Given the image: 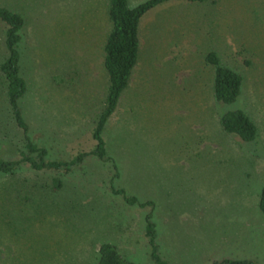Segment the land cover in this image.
<instances>
[{
    "label": "rangeland",
    "instance_id": "obj_1",
    "mask_svg": "<svg viewBox=\"0 0 264 264\" xmlns=\"http://www.w3.org/2000/svg\"><path fill=\"white\" fill-rule=\"evenodd\" d=\"M0 8L24 20L17 109L26 127L0 70V157L21 161L29 142L61 164L0 172V264H96L103 243L134 264H264V0H169L148 11L130 81L102 132L103 158L91 151L108 86L109 0ZM5 30L0 20V64ZM209 53L242 77L231 104L214 97ZM235 109L256 125L253 141L222 128Z\"/></svg>",
    "mask_w": 264,
    "mask_h": 264
},
{
    "label": "trees",
    "instance_id": "obj_2",
    "mask_svg": "<svg viewBox=\"0 0 264 264\" xmlns=\"http://www.w3.org/2000/svg\"><path fill=\"white\" fill-rule=\"evenodd\" d=\"M169 0H146L134 7H129L127 0H109L108 17L110 20V30L104 44L103 66L108 78V86L103 107L97 118L93 129V139L95 149L92 154L105 157V142L102 132L107 121L113 116L117 109L119 98L123 90L127 87L133 68L137 62L139 49V24L142 17L157 5ZM190 2H203L205 0H186ZM0 20L6 24L5 45L7 49L6 57L0 64L8 86V101L17 122L24 129L26 128L17 109V99L23 93L25 83L19 74L20 52L18 43L21 35L20 31L24 25L22 16L5 8H0ZM207 61L215 66L214 97L223 104L233 103L240 93L242 77L232 69L221 66L219 59L214 53H209ZM220 122L222 128L228 133H234L242 141H253L257 136V128L250 117L241 109H235L224 113ZM25 154L21 161H7L0 157V172L12 173L15 166L20 162H27L32 168H56L61 164L56 162H44L45 150L38 148L34 144L27 143ZM35 154L36 156H32ZM81 154L73 160L70 165L79 162L83 158ZM135 199V198H134ZM133 198L129 201L133 202ZM150 203V202H148ZM258 206L264 212V187L261 189ZM146 235L152 244L151 256L160 262L154 247V225L147 216ZM161 263V262H160ZM96 264H134L125 260L115 246L103 243L99 247V255ZM213 264H254L249 260L224 259Z\"/></svg>",
    "mask_w": 264,
    "mask_h": 264
},
{
    "label": "crops",
    "instance_id": "obj_3",
    "mask_svg": "<svg viewBox=\"0 0 264 264\" xmlns=\"http://www.w3.org/2000/svg\"><path fill=\"white\" fill-rule=\"evenodd\" d=\"M141 22V21H140ZM139 26H140V24H139ZM138 35H139V31H138ZM139 37V36H138ZM140 43V42H139Z\"/></svg>",
    "mask_w": 264,
    "mask_h": 264
}]
</instances>
